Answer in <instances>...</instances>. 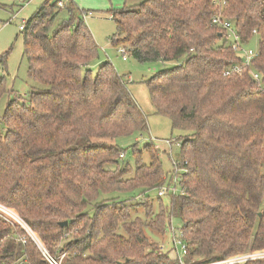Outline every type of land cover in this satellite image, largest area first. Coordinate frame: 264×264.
I'll list each match as a JSON object with an SVG mask.
<instances>
[{
	"label": "trees",
	"instance_id": "obj_1",
	"mask_svg": "<svg viewBox=\"0 0 264 264\" xmlns=\"http://www.w3.org/2000/svg\"><path fill=\"white\" fill-rule=\"evenodd\" d=\"M59 1L46 0L21 29L27 70L40 87L5 107L0 204L52 257L64 254L62 264H178L144 231L163 234L169 217L183 224L184 261L264 250V0H227L223 7L211 0H123L111 16L115 36H122L113 46L127 44L138 62L173 64L146 80L155 113L184 133L176 140L187 172L167 204L157 196L164 186L158 150L134 142L123 160L117 144L147 131L144 114L112 63L99 61L87 10ZM62 8L68 17L55 23ZM218 13L234 22L245 46L256 39L251 68L259 82L248 72L223 74L241 58L211 24ZM133 199L140 201L126 204ZM140 204L144 219L134 211ZM0 264L49 263L21 225L0 216Z\"/></svg>",
	"mask_w": 264,
	"mask_h": 264
},
{
	"label": "rangeland",
	"instance_id": "obj_2",
	"mask_svg": "<svg viewBox=\"0 0 264 264\" xmlns=\"http://www.w3.org/2000/svg\"><path fill=\"white\" fill-rule=\"evenodd\" d=\"M46 0H0V58L4 57V61L0 62V78L3 79V92L0 96V126H2V116L8 101L12 98L19 101H26L31 92H35L40 85L35 82L29 75L27 70V61L23 56V35L21 34V23H25L33 13ZM63 6L66 0H61ZM79 8L91 12L84 21L90 29L95 42L98 45L99 61L108 60L122 77V81L126 84L133 99L140 107L145 116L147 123V131L133 135L123 136L117 139V144L125 151L127 160L132 156V143L137 142V148H142L146 144H152L158 150V160L163 169L164 184L172 183L173 177L179 175L177 167L173 166V162L181 160L180 146L175 143L184 133L180 130L171 128L170 120L160 114L155 113V108L151 102L149 89L146 80L154 75L158 70L172 67L169 62H138L129 54L126 58L118 51V48L124 46L129 48L127 44L122 42L115 46L111 42L120 40L122 36H115L116 23L111 18L113 13L122 10L123 0H72ZM139 0H131L129 4L138 2ZM59 6V7H63ZM68 12L62 8L55 20V23L62 19H67ZM55 25V24H54ZM254 49L257 47L256 39L248 45ZM97 64L92 65V69L96 70ZM168 141L170 143H168ZM175 180L173 183H175ZM172 183V184H173ZM178 181L176 182V184ZM162 185V186H163ZM177 193V191H176ZM173 196V195H172ZM171 195L165 194L160 197L164 204L170 203ZM156 193H153L151 204L154 205V210L157 208ZM140 200L133 199L127 201L126 204H135ZM172 201V200H171ZM149 204V203H148ZM141 217L145 218V208L141 204L134 210ZM13 222L12 218L10 219ZM16 223V222H15ZM175 229L176 237L181 238L180 230L183 224L177 219L171 220L169 217L165 232L158 234L150 229L145 228L144 231L151 243H154L160 252L165 253L172 261V230ZM22 227V226H21ZM23 228V227H22ZM24 229V228H23ZM28 235L27 231L24 229ZM180 245H178L179 247ZM151 247H145V251H149ZM183 259V264H201L193 263L195 257L184 261L185 253H180ZM190 262V263H189Z\"/></svg>",
	"mask_w": 264,
	"mask_h": 264
},
{
	"label": "built area",
	"instance_id": "obj_3",
	"mask_svg": "<svg viewBox=\"0 0 264 264\" xmlns=\"http://www.w3.org/2000/svg\"><path fill=\"white\" fill-rule=\"evenodd\" d=\"M213 4H215L218 7H223L226 4L227 0H211ZM59 6L63 5L62 1L58 2ZM91 12L84 13L83 18L85 19L88 15H90ZM23 24L21 23L20 28H23ZM211 24L218 27L220 30H222L225 38L226 44L235 52L237 53L241 61L238 63H234L231 66H229L223 74L225 76H228L230 74H236V75H242L245 72H248V74L256 81H260V76L257 72H255L251 68V61L252 59L257 55V48H250L249 46H245L242 43L241 37L238 34L235 24L232 20H228L225 17H223L221 14H216L211 19ZM255 33V31H252ZM118 51L122 54L123 58H126L129 53V49L121 46L118 48ZM260 89L264 90V84L260 85ZM168 143H170L168 141ZM177 146H179V142L175 143ZM120 157H123V153L120 154ZM179 162H173V166H176ZM177 170L179 171V176L181 173H186L187 169H183L181 167H177ZM175 180V183L173 181ZM178 176L175 175L173 177L172 183H169V185H164L161 189L157 191V196L162 197L168 192L175 193L176 191V182H177ZM0 216L3 218L10 220L11 218L15 220L16 223L21 225L28 233V236L34 241L38 249L40 250L42 256L45 258V260L49 264H62V260L65 257L64 254H62L58 260H56L54 257L50 255V253L47 251V249L40 243V241L37 239L36 235L33 233V231L18 217V215L10 208L0 204ZM172 227V226H171ZM173 228V227H172ZM174 229V228H173ZM172 247H170V250L172 252V258L178 262V264H183V259L181 258L180 253L184 252L186 254L187 252V245L182 241V230H180V236L181 238L176 237L175 229L172 230ZM178 245H180L178 247ZM258 258H264V250L262 251H255V252H248L244 254L234 255L227 258H223L222 260L210 262V263H204V264H237V263H243L249 260L258 259Z\"/></svg>",
	"mask_w": 264,
	"mask_h": 264
},
{
	"label": "water",
	"instance_id": "obj_4",
	"mask_svg": "<svg viewBox=\"0 0 264 264\" xmlns=\"http://www.w3.org/2000/svg\"><path fill=\"white\" fill-rule=\"evenodd\" d=\"M67 224V221H62V222H60V226H65Z\"/></svg>",
	"mask_w": 264,
	"mask_h": 264
}]
</instances>
